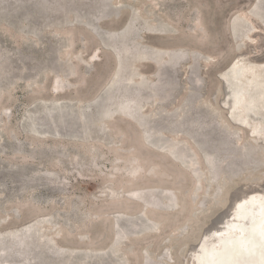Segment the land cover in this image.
<instances>
[{
	"label": "rangeland",
	"instance_id": "374dc122",
	"mask_svg": "<svg viewBox=\"0 0 264 264\" xmlns=\"http://www.w3.org/2000/svg\"><path fill=\"white\" fill-rule=\"evenodd\" d=\"M239 54L264 0H0V264H190L264 192L217 78Z\"/></svg>",
	"mask_w": 264,
	"mask_h": 264
},
{
	"label": "bare ground",
	"instance_id": "6f19581e",
	"mask_svg": "<svg viewBox=\"0 0 264 264\" xmlns=\"http://www.w3.org/2000/svg\"><path fill=\"white\" fill-rule=\"evenodd\" d=\"M247 14L250 15L240 12L232 18L230 34L236 31L235 22L238 18L249 21ZM253 43L254 40L250 38V44ZM118 59L116 56L117 61ZM235 67L241 68L238 77L231 75ZM219 75L217 78L225 89V91L222 89L225 92L222 105L223 103L226 105L227 115L238 126L249 129L251 137L261 141V144L264 143V116L256 114L255 108L253 110L252 107L257 97H264V61L255 62L247 55L239 54L219 72ZM115 76L116 74L108 81L105 89L114 83ZM229 76H232V80ZM252 82L255 83V88L251 85ZM143 137L147 139L149 136L144 134ZM173 150H169L172 156ZM133 197L139 198L136 194ZM262 223H264V192H254L240 197L230 213L219 223L220 227L217 226L218 228L212 229L213 231L202 234L193 249L190 264H264V237L260 234ZM31 225L32 223L27 224L23 229ZM20 231L21 229L13 230V233Z\"/></svg>",
	"mask_w": 264,
	"mask_h": 264
},
{
	"label": "snow or ice",
	"instance_id": "6c2138e0",
	"mask_svg": "<svg viewBox=\"0 0 264 264\" xmlns=\"http://www.w3.org/2000/svg\"><path fill=\"white\" fill-rule=\"evenodd\" d=\"M260 234L262 237H264V223L260 225Z\"/></svg>",
	"mask_w": 264,
	"mask_h": 264
},
{
	"label": "water",
	"instance_id": "95a60500",
	"mask_svg": "<svg viewBox=\"0 0 264 264\" xmlns=\"http://www.w3.org/2000/svg\"><path fill=\"white\" fill-rule=\"evenodd\" d=\"M220 76V75H219ZM231 77V78H230ZM229 79H231L232 80V76H229ZM223 90L225 91V89L223 88Z\"/></svg>",
	"mask_w": 264,
	"mask_h": 264
},
{
	"label": "trees",
	"instance_id": "16d2710c",
	"mask_svg": "<svg viewBox=\"0 0 264 264\" xmlns=\"http://www.w3.org/2000/svg\"><path fill=\"white\" fill-rule=\"evenodd\" d=\"M231 152H232V150L231 149H229Z\"/></svg>",
	"mask_w": 264,
	"mask_h": 264
}]
</instances>
